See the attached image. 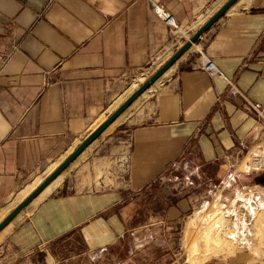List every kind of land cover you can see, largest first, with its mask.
Segmentation results:
<instances>
[{
	"label": "crops",
	"instance_id": "1",
	"mask_svg": "<svg viewBox=\"0 0 264 264\" xmlns=\"http://www.w3.org/2000/svg\"><path fill=\"white\" fill-rule=\"evenodd\" d=\"M157 1L191 37L218 2ZM174 42V31L148 0H0V212L102 124L89 130L129 76L150 64L162 67L176 51ZM201 53L227 80L202 71ZM153 90L154 101L131 116L127 110L86 148L95 146V154L68 184L65 170L56 190L19 214L0 245V264L104 260L136 230L144 198L157 197L158 180L188 159L217 164L233 182L235 168L264 150V0H240L134 105ZM108 130L116 134L96 147ZM92 164L96 174L84 185L78 177ZM106 173L116 185L106 182ZM252 174L260 181L250 189L264 188V171ZM166 202L163 219L180 223L187 200ZM68 240L82 248L63 258L61 243Z\"/></svg>",
	"mask_w": 264,
	"mask_h": 264
},
{
	"label": "rangeland",
	"instance_id": "2",
	"mask_svg": "<svg viewBox=\"0 0 264 264\" xmlns=\"http://www.w3.org/2000/svg\"><path fill=\"white\" fill-rule=\"evenodd\" d=\"M228 1L230 0H218L217 4L209 8L212 11L208 15L219 11ZM203 20L201 19L200 21L202 22ZM177 52L178 50L174 52L172 57ZM156 65L155 63L150 64L144 70L129 76L125 90L112 99V102L107 105L106 109L94 121V125L89 130L92 132L96 125L104 123L130 97V94L136 91L132 86L134 83H137L140 75L144 74V77L147 76V82L164 66L158 69ZM162 82L156 86L155 90ZM155 90L146 98H143L135 105L133 104L134 106L132 105L133 107L130 110L128 109L127 116H131L134 112L139 111L142 108L143 102L150 103L154 101L157 94ZM110 133H112V130H108L101 136L99 141L96 142V147L103 144L104 140L108 139ZM114 133L116 134V132L112 134ZM86 138L85 134L76 143L74 149L68 151L60 159H67ZM102 140L103 142H101ZM112 143L115 144V141ZM94 147L84 151L78 162L72 165L73 161L66 168L67 184L71 181L69 176L75 175L77 170L79 171L77 168L80 164L86 163L88 158L92 160V156L95 154ZM260 154H264V150H254L250 157L244 159L235 168L239 172L233 182H230L232 173L218 171L217 164L205 165L199 159H188L185 163H181L174 173L165 174L158 180V191H154L155 196H157L155 199H152L151 196L144 198L143 215L137 221L138 227L136 230L132 229L131 233L122 238L116 244L114 250H111V253L109 252V255L104 257V260H99L95 263L91 262V264H123V262L126 264H169L173 258H178L179 264H191L190 261L193 257H190V254L192 256L195 242L199 243L198 264H214L225 261L264 264V188L250 189L249 187L252 181H260V179L253 180V176L256 174H252L253 172L250 169L251 158ZM102 155H104L102 152L98 153L97 157ZM110 165L109 163L106 169ZM95 167L96 165H90L89 168L82 171V177H78L81 181L85 182L83 183L84 185L90 184V182H86L87 177L91 181L92 176H95L97 171ZM108 175L106 173V182L116 185L115 175H110V180ZM167 197H173L176 203L180 200H187L186 205H188V208L184 219L180 223L174 222L173 224H169L163 219L167 210ZM262 204L263 207L261 206ZM251 205L261 209L259 211L260 214L257 216L258 218L253 216L250 209ZM219 211L229 215L225 232L226 230L227 232L232 231L231 223H235L239 219L241 235L236 243L227 242L226 245L220 248H212L205 241L200 229L194 232L193 239L188 238L187 231H189L191 219L198 220L206 212L212 214ZM247 215L249 221L252 223L251 225L245 219ZM167 232L173 234L171 239L167 236ZM222 237L224 235H221ZM212 238H215L214 234ZM80 244L69 240L61 243L60 255L63 258L72 256L74 252L76 253L78 249L82 248ZM64 264H88V262L86 260L82 263L79 261H69Z\"/></svg>",
	"mask_w": 264,
	"mask_h": 264
},
{
	"label": "bare ground",
	"instance_id": "3",
	"mask_svg": "<svg viewBox=\"0 0 264 264\" xmlns=\"http://www.w3.org/2000/svg\"><path fill=\"white\" fill-rule=\"evenodd\" d=\"M240 1V0H239ZM238 1V2H239ZM243 0H241L242 2ZM237 2V3H238ZM236 3V4H237ZM234 4V5H236ZM233 5V6H234ZM232 6V7H233ZM231 7V8H232ZM230 8V9H231ZM229 9V10H230ZM228 10V11H229ZM179 61V60H178ZM177 61V62H178ZM176 62V63H177ZM175 63V64H176ZM174 64V65H175ZM173 65V66H174ZM157 66V65H156ZM163 66V65H162ZM173 66H171L170 68H168L166 70V72L158 79L156 80V82L154 84H156L159 80H161L163 77L167 76L173 69ZM158 68V67H157ZM161 68V67H160ZM159 69V68H158ZM147 77V76H146ZM146 77L141 76L138 78L137 83H134L132 88L139 90L144 84H146ZM153 84V85H154ZM152 85V86H153ZM150 86L149 89L152 87ZM148 89V90H149ZM146 90L140 97H138L133 103L132 105L138 101L143 95H146L145 93H147ZM135 91V92H136ZM134 92V93H135ZM133 93V94H134ZM132 94V95H133ZM131 95V96H132ZM130 96V97H131ZM129 97V98H130ZM128 98V99H129ZM132 105L128 108L130 109L132 107ZM127 109V110H128ZM126 110V111H127ZM124 111V113L126 112ZM122 113L117 119L116 121L124 114ZM114 121V123L116 122ZM114 123H112L108 128H110ZM107 128V129H108ZM90 147V146H89ZM82 154V153H81ZM80 154V155H81ZM59 162H56L52 165H50L49 167L46 168L45 172L41 175H38L33 181H31L30 183H28L25 187H23L18 194L15 196L14 202L12 205L4 208L1 212H0V224L4 221V219H6V217L10 214V212L15 209L19 204H21L25 199H27L30 195H32V193H34V191H36V189H38V187H40L45 181L46 179L52 175L55 171H57V169L59 168ZM66 170V169H65ZM64 171H62L33 201H32V205L33 206H37L41 201H43L44 199H46L54 190H56L63 182L64 180ZM255 203V202H254ZM263 207V204L261 205ZM258 207V206H257ZM251 212L253 214L254 217H257L261 211L260 208H256L255 206L251 205ZM219 210V209H218ZM263 211V210H262ZM20 216V215H18ZM18 216L12 221L10 222L4 229H2L0 231V245L5 241V239L11 234V231L14 227V221L18 218ZM228 214L224 212H214L212 214H210L209 212H206L205 214L201 215L200 218L198 220L196 219H191V222L189 224V231H187V236L189 239H193L194 237V232L196 230H202V233L204 235V239L207 243H209V245L212 248H220L223 245H226L227 242H232V243H236L239 240V236L241 235V231H240V222L239 219H237L235 221V223H231L232 225V231H228L226 230L225 232V228L227 227V223H228ZM235 217V216H234ZM195 218V217H194ZM258 218V217H257ZM231 222V221H230ZM222 233V234H221ZM213 234L215 235V238H212ZM221 235L224 237L221 238ZM186 237V236H185ZM191 243V242H190ZM191 247V246H190ZM193 247L195 249H193ZM192 247L191 251H192V256L190 254V257H193V259L191 258V264H198V260L199 258L197 257L199 255V243L195 242L194 246ZM190 251V252H191ZM214 253V252H213ZM197 257V258H196ZM190 260V259H189Z\"/></svg>",
	"mask_w": 264,
	"mask_h": 264
},
{
	"label": "water",
	"instance_id": "4",
	"mask_svg": "<svg viewBox=\"0 0 264 264\" xmlns=\"http://www.w3.org/2000/svg\"><path fill=\"white\" fill-rule=\"evenodd\" d=\"M239 0H230L219 11H217L195 34L187 41L178 52L164 65L150 80L147 81L139 90H137L129 99H127L108 119L102 123L95 131H93L81 145L67 157L60 165V167L46 181L32 193L27 199L19 204L0 224V231L4 229L10 222H12L22 211H24L32 201L62 172L64 171L81 153H83L88 146H90L116 119L124 113L132 103L140 97L146 90L158 80L168 68L173 66L186 52H188L193 44L197 42L214 23L222 18L228 10Z\"/></svg>",
	"mask_w": 264,
	"mask_h": 264
},
{
	"label": "built area",
	"instance_id": "5",
	"mask_svg": "<svg viewBox=\"0 0 264 264\" xmlns=\"http://www.w3.org/2000/svg\"><path fill=\"white\" fill-rule=\"evenodd\" d=\"M148 1L151 3L154 12L160 18V20L163 21L167 26H169L174 31V37H175L174 48L178 50L184 42L186 43L191 38V35L189 34L190 31L184 30L183 27L177 22L175 16L163 4H161L157 0H148ZM173 53L174 51L172 52V54ZM165 55L166 54H163L162 57H164ZM201 57H202L201 68L205 74H207L210 77L218 76L227 80L221 69L211 58H209L206 54L203 53H201ZM250 169L252 172L264 171V154L255 155L251 158ZM245 219L248 221V224L250 225L252 224L251 221H249L248 215L245 216Z\"/></svg>",
	"mask_w": 264,
	"mask_h": 264
}]
</instances>
